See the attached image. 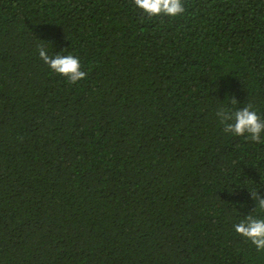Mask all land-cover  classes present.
I'll list each match as a JSON object with an SVG mask.
<instances>
[{
  "label": "trees",
  "instance_id": "16d2710c",
  "mask_svg": "<svg viewBox=\"0 0 264 264\" xmlns=\"http://www.w3.org/2000/svg\"><path fill=\"white\" fill-rule=\"evenodd\" d=\"M184 5L0 0V264H264L234 230L264 218V133L216 116L264 119V0Z\"/></svg>",
  "mask_w": 264,
  "mask_h": 264
},
{
  "label": "clouds",
  "instance_id": "9594fccd",
  "mask_svg": "<svg viewBox=\"0 0 264 264\" xmlns=\"http://www.w3.org/2000/svg\"><path fill=\"white\" fill-rule=\"evenodd\" d=\"M135 6L148 17L181 15L185 11L184 0H134ZM40 58L50 69L59 75L66 77L70 83L75 84L86 78L87 73L81 70V62L73 55L50 56L47 48L38 45ZM232 103L237 100L232 98ZM216 116L224 125L225 133L236 136L247 134L253 142H261V134L264 133V119H262L253 106L248 104L242 109L230 111L224 107L218 108ZM251 199L256 203V209L264 210V195L258 190L250 191ZM237 234L251 241L257 250H264V218L253 216L251 213L234 225Z\"/></svg>",
  "mask_w": 264,
  "mask_h": 264
}]
</instances>
